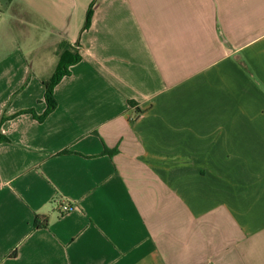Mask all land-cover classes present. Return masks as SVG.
<instances>
[{
  "label": "crops",
  "instance_id": "1",
  "mask_svg": "<svg viewBox=\"0 0 264 264\" xmlns=\"http://www.w3.org/2000/svg\"><path fill=\"white\" fill-rule=\"evenodd\" d=\"M0 135V264H264V0H0Z\"/></svg>",
  "mask_w": 264,
  "mask_h": 264
},
{
  "label": "trees",
  "instance_id": "2",
  "mask_svg": "<svg viewBox=\"0 0 264 264\" xmlns=\"http://www.w3.org/2000/svg\"><path fill=\"white\" fill-rule=\"evenodd\" d=\"M92 18V11L90 10L88 14V19L86 23V28L89 26ZM60 60L58 67L53 74V76L47 80L43 81L46 94L45 99L47 103V110L44 115L39 116L35 112H32L34 116L40 121L43 122L52 112H54L58 106V102L55 98V88L66 76L70 75V68L75 64L81 61V56L78 54V51L71 47L69 43H63L59 49ZM7 141V138L0 135V143ZM48 226V221L45 220L43 223H38L36 221L35 228H46Z\"/></svg>",
  "mask_w": 264,
  "mask_h": 264
},
{
  "label": "built area",
  "instance_id": "3",
  "mask_svg": "<svg viewBox=\"0 0 264 264\" xmlns=\"http://www.w3.org/2000/svg\"><path fill=\"white\" fill-rule=\"evenodd\" d=\"M60 208H61L63 213H68V212L72 211L75 208V206L65 204V205H62Z\"/></svg>",
  "mask_w": 264,
  "mask_h": 264
}]
</instances>
